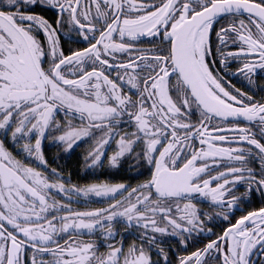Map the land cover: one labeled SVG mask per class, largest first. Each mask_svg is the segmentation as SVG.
<instances>
[{
	"label": "snow or ice",
	"instance_id": "1",
	"mask_svg": "<svg viewBox=\"0 0 264 264\" xmlns=\"http://www.w3.org/2000/svg\"><path fill=\"white\" fill-rule=\"evenodd\" d=\"M45 139L148 175L66 184ZM0 264H264V0H0Z\"/></svg>",
	"mask_w": 264,
	"mask_h": 264
},
{
	"label": "trees",
	"instance_id": "2",
	"mask_svg": "<svg viewBox=\"0 0 264 264\" xmlns=\"http://www.w3.org/2000/svg\"><path fill=\"white\" fill-rule=\"evenodd\" d=\"M46 15L49 18L48 12ZM51 19V18H50ZM62 43V47L65 49V54H67L68 47H77L76 44L71 42ZM84 46V45H83ZM91 141L86 139L83 142L79 143L71 154H67L64 151H55V146H52L48 153V163L52 168L59 170L63 176L69 177L68 183L82 185L88 184L91 182H99L101 180L109 183H127L129 185H135L137 182L142 181L147 175V166L141 165L137 169L136 161L133 157L129 156L122 160V163L118 168H98L95 171H90L86 168H83L84 161L82 160L83 155L86 153L90 147ZM57 148V147H56ZM111 150H109L110 152ZM107 158V157H106ZM105 158V160H106ZM131 166V167H130ZM143 171V175H135L136 171ZM134 238L130 236L127 238L126 245L131 243Z\"/></svg>",
	"mask_w": 264,
	"mask_h": 264
},
{
	"label": "flooded vegetation",
	"instance_id": "3",
	"mask_svg": "<svg viewBox=\"0 0 264 264\" xmlns=\"http://www.w3.org/2000/svg\"><path fill=\"white\" fill-rule=\"evenodd\" d=\"M48 14L50 15V17L51 18H54V12L53 11H51V10H49L48 11ZM67 25L65 24V25H63V29H67ZM61 40H62V42H64L65 44H67L66 42H70V41H68V40H66L65 38H64V36L63 35H61ZM72 43V42H71ZM77 46H83V45H77ZM141 46H150V45H148L147 44V41H146V39L144 40V41H142V43H141ZM236 67H238V65L236 64V63H230L229 64V69L231 70V71H235V68ZM226 79H230V81H231V83L232 84H234L236 87H238V88H241L242 90H244V91H246L247 89L244 87V85H243V83L241 84L240 82H239V77L237 76V77H226ZM260 82V78H257V83H259ZM225 86H227V85H225ZM251 94V93H250ZM195 118V117H194ZM47 148L45 147V141L43 142V152H44V155H45V159H46V161H47V158H46V156L48 155V153H47ZM47 164H48V162H47ZM244 191V189H243V187H238L237 188V194L239 193V192H243ZM194 202H196V201H194ZM260 206V203H259V198L258 197H254L253 198V203L251 204V205H247L246 207H247V209L248 210H250L252 207H259ZM198 207H200V208H206L209 212H213V214H215L216 212H219V211H221V209H212V208H208V205L207 204H205V203H199L198 204ZM242 213L240 212V211H236V216L238 217L239 215H241ZM230 219H233V222H234V218H232V217H230ZM227 226V224L226 223H221V221H220V219H217L215 222H214V224H207V225H205V227H211V228H213V230L214 231H216V232H220L221 230H222V228L223 227H226ZM209 238H212V237H209ZM170 243H172V244H174L175 243V238H171V240L169 241ZM189 250H191V249H189ZM176 255H179V253H176ZM170 256H171V258L174 260L175 259V256H172V254L170 253Z\"/></svg>",
	"mask_w": 264,
	"mask_h": 264
},
{
	"label": "rangeland",
	"instance_id": "4",
	"mask_svg": "<svg viewBox=\"0 0 264 264\" xmlns=\"http://www.w3.org/2000/svg\"><path fill=\"white\" fill-rule=\"evenodd\" d=\"M49 18H51L50 16H49ZM62 43H64V42H62V40H61V44ZM259 78V77H258ZM239 82L242 84V82H241V78L239 77ZM194 118V117H193ZM195 119V118H194ZM122 130H126V129H122ZM86 140V139H85ZM81 143V142H80ZM79 144V143H78ZM77 144V145H78ZM52 146H55V151L58 149V151H62V149L60 148V146H58V145H56V144H52V143H49V141L46 139L45 140V147L47 148V150H50V148L52 147ZM57 147V148H56ZM109 150H111L110 152H109ZM115 150V142L113 141L112 142V146H110V147H108L107 148V153H106V155H105V158L107 157V154H111V152H113ZM46 158H47V162H49L48 161V156H46ZM50 168H52L51 166H50V164L48 163V168H43L42 170L43 171H45V172H48V170L50 169ZM59 171V170H58ZM60 172V171H59ZM65 183L67 184L68 183V180H66L65 181ZM61 197L59 196V195H57V199H60ZM65 202H67V201H65ZM104 206V204L102 203V202H100L99 200H97V199H95V198H93V200L90 202V203H83V202H81V203H78V204H73V208L74 209H78V210H84V209H86V208H89V207H103ZM116 227H117V229H119L120 227H122V225H116ZM130 237V235L129 236H126V238H125V243H126V241H127V238H129ZM133 237V236H132ZM134 238V237H133ZM172 238H175V237H172ZM94 239H96L95 237H94ZM117 239H119V235L117 236ZM175 240H176V238H175ZM137 242H139V241H137ZM98 243H99V241H98ZM125 246H126V244H125ZM100 251H105V249H104V247H103V245L101 244V246H100Z\"/></svg>",
	"mask_w": 264,
	"mask_h": 264
}]
</instances>
